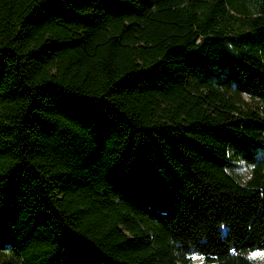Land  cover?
<instances>
[{"label": "trees", "instance_id": "16d2710c", "mask_svg": "<svg viewBox=\"0 0 264 264\" xmlns=\"http://www.w3.org/2000/svg\"><path fill=\"white\" fill-rule=\"evenodd\" d=\"M264 0H0V264H261Z\"/></svg>", "mask_w": 264, "mask_h": 264}, {"label": "rangeland", "instance_id": "374dc122", "mask_svg": "<svg viewBox=\"0 0 264 264\" xmlns=\"http://www.w3.org/2000/svg\"><path fill=\"white\" fill-rule=\"evenodd\" d=\"M249 257L264 264V249H255L249 253ZM194 264H200V258L198 256L193 257Z\"/></svg>", "mask_w": 264, "mask_h": 264}]
</instances>
